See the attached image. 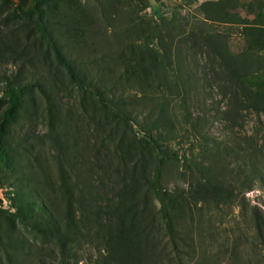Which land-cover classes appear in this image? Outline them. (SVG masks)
<instances>
[{
  "label": "rangeland",
  "instance_id": "obj_1",
  "mask_svg": "<svg viewBox=\"0 0 264 264\" xmlns=\"http://www.w3.org/2000/svg\"><path fill=\"white\" fill-rule=\"evenodd\" d=\"M217 1L120 0L118 4V0H0V98L5 100L0 104L1 120L10 106L8 81L13 82L15 89L18 84L30 87L25 93L19 92V105L14 116L7 120L6 148L12 150V162L9 164L7 156H0V215L17 217L18 188L11 182L14 176H20L24 182L23 176L34 156H38V160L33 159L36 165L45 164L55 186L54 191L46 189L51 196L60 195L57 187L60 144L53 140L55 130H60L59 141L67 143L72 154L79 152V160L93 168V185L104 182L99 187L100 198L97 194L99 205H105V196L111 188L118 189V172L111 171V166L118 165V122L108 114L98 96L57 64L54 50L43 38L44 29L36 24L39 7L44 4L54 37L58 36L56 28L64 22L58 10L66 12L69 4L72 8L97 9L106 30L90 38V53L94 48L99 52L113 49L109 41L118 38V25L121 30L131 28L128 30L134 37L139 30L156 36L141 38L137 43L144 47L157 48L159 34L177 43L174 52L179 67L174 72L182 91H176L170 102V111L175 116L161 136L155 131L153 139L148 137L159 144L165 159L163 175L168 190L187 188L194 179L192 175L195 179L205 176L197 171V166L202 159L200 147L206 141L210 145L222 144L223 154H227L225 162L234 171L236 162L252 156L264 174V115L252 108L248 99L253 90L264 88V49L250 48L245 33L246 26L264 29V0H227L229 19L207 22L213 32L224 38L230 52L241 54L249 50L259 60L249 71H240H245L243 83L229 76L220 57L200 37L199 26L206 13L217 7L206 3ZM56 4L58 8L54 7ZM101 7H107L112 17L106 19ZM118 8L122 10L119 16ZM68 43L72 51L78 52L79 48ZM111 66L118 72V65ZM50 98L54 102V127L48 114ZM24 139L27 140L23 143ZM56 207V212L62 213L59 204ZM195 211L199 212L197 208ZM253 214L264 222V181H258L235 204L211 205L200 212L201 217L195 215L202 222L199 242L204 241L208 250L201 261L192 264H264V244L255 237ZM21 227L25 245L38 247L39 252L32 256L35 249L31 248L29 256L24 255V245L17 253L19 264H33L29 257L35 256L34 264H66L52 239ZM97 243L100 241L84 243L76 251L79 263L74 258L70 264H103L107 251L104 245L96 248ZM0 263L7 264L5 253Z\"/></svg>",
  "mask_w": 264,
  "mask_h": 264
},
{
  "label": "trees",
  "instance_id": "obj_2",
  "mask_svg": "<svg viewBox=\"0 0 264 264\" xmlns=\"http://www.w3.org/2000/svg\"><path fill=\"white\" fill-rule=\"evenodd\" d=\"M227 2L206 3L217 7L212 9V13H206L203 24L199 26L200 37L220 57L229 76L243 83L244 72L259 60L249 50L241 54L230 52L224 38L207 26L209 20L229 19ZM46 6L39 7L36 24L44 29L43 38L54 50L57 64L81 86L98 96L108 114L118 122V165L111 166V171L118 172V189L111 188L105 196V205H99L98 191L104 182L101 180L99 185H93V168L79 160V152L72 154L70 146L59 141L60 130H55L53 140L60 144L57 158L60 195L51 196L48 191H54L55 186L45 164L33 162L38 156L30 160V168L23 176L25 183L20 176V180L13 177L11 183L18 188V213L17 217L8 213L0 215V262L5 253L7 264H19L17 253L25 245L21 227L24 225L25 229L41 232L52 239L61 261L66 264L74 258L78 262L77 249L84 243L92 244L97 240L101 244L97 243L96 248L104 245L107 251L103 254V264L198 263L208 247L203 246L204 241L199 242L202 222L195 215L200 216V212L208 210L211 205L235 204L258 181H264L263 172L252 156L236 162L234 171L225 162L227 154H223L225 148L222 144L210 145L206 141L200 147L202 159L197 166V171L205 176L195 179L192 175L194 179L189 181L187 188L168 190L163 175L165 159L160 154L159 144L149 138H154L155 131L161 136L162 130L172 124L175 116L170 111V102L176 91H182L180 79L174 72L179 67L174 52L177 43L159 34L157 48L144 47L137 43L141 38L153 39L156 36L139 30L134 37L128 30L131 28L121 30L118 25V38L114 42L109 41L114 48L109 47L102 52L94 48L90 53V38L102 35L106 30L97 9L89 11L67 6L66 12L58 10L64 22L56 28L58 36L54 37L46 19ZM54 7L58 8L57 4ZM107 9L101 7V12L109 19L112 15L107 13ZM121 11L118 8V16ZM49 12L55 16L51 10ZM245 33L250 48L264 49L263 28L246 26ZM68 41L79 48L78 52L71 50ZM111 65H118V72ZM8 85L10 106L0 119V156H7L11 164L12 150L6 148L5 139L7 120L14 116L19 105V92L25 93L30 87L29 84H18V89H15L11 80ZM41 89L44 90L43 87ZM248 99L250 106L264 115V88L253 90ZM4 101L3 97L0 98V104ZM48 102V114L54 127V102L51 98ZM137 132H142V135ZM57 204L62 213L56 212ZM253 219L255 237L264 244V222L256 214H253ZM26 247L24 255L29 256L31 248L35 249L32 256L39 252L38 247L31 244ZM31 258L29 260L34 264L36 256Z\"/></svg>",
  "mask_w": 264,
  "mask_h": 264
}]
</instances>
